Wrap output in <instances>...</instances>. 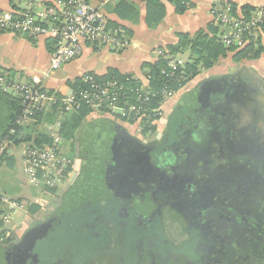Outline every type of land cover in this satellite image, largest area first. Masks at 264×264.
Masks as SVG:
<instances>
[{"label":"flooded vegetation","instance_id":"1","mask_svg":"<svg viewBox=\"0 0 264 264\" xmlns=\"http://www.w3.org/2000/svg\"><path fill=\"white\" fill-rule=\"evenodd\" d=\"M165 109L152 132L90 127L60 204L35 225L50 224L46 243L29 261L0 250V264H264V81L212 77Z\"/></svg>","mask_w":264,"mask_h":264},{"label":"built area","instance_id":"2","mask_svg":"<svg viewBox=\"0 0 264 264\" xmlns=\"http://www.w3.org/2000/svg\"><path fill=\"white\" fill-rule=\"evenodd\" d=\"M189 1L185 0L188 5ZM25 5L23 10L0 12V31L30 40L43 39L51 42L53 49L50 68L44 76L36 75L26 82H19L0 72V90L13 93L22 107V114L16 121L18 127L35 124L38 114L60 104L61 119L86 107L92 114L137 124L141 130L152 132L157 128L164 117L165 108L177 92L170 88L162 92L150 91V77L135 80L127 76L123 82L116 78L99 79L88 73L82 78L85 88L70 90L61 98H57L56 94L50 95L44 87V81L53 72L80 59L88 48L113 51L129 48L130 38L122 29L110 28L109 19L101 7L95 5L93 0H26ZM211 17L224 47L240 51L252 42L264 44V6L246 13L228 0H213ZM157 55L169 61V71H163L168 78L174 79L179 69L184 67L166 55V51L159 50ZM131 81L140 82V86L129 87ZM158 98H161L160 105L153 107V101ZM61 125L58 123L49 128L52 138L50 145L40 148L30 146L25 150V174L29 185L42 183L55 191L63 188L70 178L74 162L62 151ZM11 134H15L14 129ZM5 148L6 143L0 144V154ZM0 203L18 208L16 202L8 201L1 192ZM9 224L6 211L0 209V229Z\"/></svg>","mask_w":264,"mask_h":264},{"label":"crops","instance_id":"3","mask_svg":"<svg viewBox=\"0 0 264 264\" xmlns=\"http://www.w3.org/2000/svg\"><path fill=\"white\" fill-rule=\"evenodd\" d=\"M160 1L166 8V16L159 26L151 27L147 22L148 7L146 2L141 0H93L95 5L102 8L111 23L119 25L121 28L124 27L128 31L129 35L123 30L130 38L129 48L123 51L88 48L80 59L60 69L56 77L50 78L49 76L44 81L45 89L56 92V94H65L70 91L67 86L69 82L82 79L88 73L104 77L110 70H114L120 75L144 78L147 71L145 66L153 65L158 61L157 52L159 50L176 45L178 34L195 36L200 31L209 33V26L213 24L210 16L213 0H190V9L182 15L176 13L175 6L169 0ZM228 1L240 8L264 5V0ZM25 4L26 0H0V12L10 9L23 10ZM52 49L51 42L43 39L30 40L0 31V72L19 82H26L36 75L44 76L50 68ZM256 63L257 76L264 81V53L254 61V65ZM194 83L198 82L192 81L190 85H195ZM190 85L178 93L175 97L177 100L174 99V102L172 100L167 108L174 106L178 102L179 96ZM17 103V98L13 93L0 90V143L11 125L13 116L18 111ZM48 112L46 115L49 114ZM108 118L110 117L106 115L91 114L84 122L86 125ZM49 121V117H45L36 129L51 137L49 128L61 123L60 135L62 137L64 120L58 117L54 122ZM4 143H6L4 151L6 153L0 159V192L8 201L18 204L16 213L23 214L24 217H21L20 222L12 221L6 228L0 229V236L16 242L22 238L26 230L47 218V215L51 213V203L49 204L48 201L53 202V198H58L61 195L58 196L51 192L50 198L42 197L27 183L24 153L28 147L34 145V142H21L15 145L10 142ZM76 163L79 165L80 161L77 160ZM76 167L79 168V166ZM73 180L74 177L70 183ZM2 208L8 212L13 209L10 205L0 203V209Z\"/></svg>","mask_w":264,"mask_h":264},{"label":"trees","instance_id":"4","mask_svg":"<svg viewBox=\"0 0 264 264\" xmlns=\"http://www.w3.org/2000/svg\"><path fill=\"white\" fill-rule=\"evenodd\" d=\"M147 3L148 7V15L147 22L151 27L159 26L166 16V8L161 3L160 0H141ZM176 8V13L179 15L184 14L190 9V6L185 2V0H169ZM236 8L238 6L234 5ZM255 7L252 6H244L241 8L243 12L249 13L254 10ZM109 26L112 29H122L125 30L127 35H129L128 31L119 25H115L109 21ZM217 28H215L214 24L209 26V33L205 31L198 32L195 36H191L189 34H178V43L174 46H170L164 48L166 50V55L177 58L178 55L186 54L190 51L192 58L189 63L183 67V69H179V72L175 74L174 79L168 78L163 74V71H169L168 63L169 61L164 58H159L158 61L153 65H146L145 68L147 71L145 72V77L151 78L150 83V91L162 92L165 88H170L175 92L181 91L183 88L187 86L189 82L194 80L200 74L201 65L203 68L210 69L214 66L216 62H218L221 58H226L228 53L235 54L234 60L235 62H240L246 59L257 60L264 53V44L262 43H251L246 48L237 51L234 49H228L224 47L218 38ZM144 68V69H145ZM127 76H122L118 72L114 70H110L109 73L104 77H98L103 80H111L118 79L125 82V78ZM129 77V76H128ZM130 78V77H129ZM67 86L70 90H77L85 85L82 82V79H76L72 82H69ZM140 86V82L131 81L129 87L138 88ZM50 95L56 94L51 90H47ZM57 98H61L62 94H56ZM134 97V95H133ZM155 100V99H154ZM18 108L17 113L13 116L11 125L9 126L7 133L2 138V143H12L18 144L21 142H34L33 146L42 147L47 146L52 143V138L47 134H42L40 130H37V126L40 125L45 117H49V122H54L59 117V109L61 108L60 104L56 106H52L47 112L38 114L36 123L30 125L25 128H20L16 125V121L18 117L22 114V107L20 102L17 100ZM161 98L153 101V107H158L160 105ZM92 114L88 108L83 107L81 110L77 112H73L65 116L63 121L62 135L64 130H69L68 138H72L75 135V132L79 129V127L84 123V121ZM50 115V116H49ZM15 130V134H11V130ZM6 152L0 154V159L2 155ZM45 227H50V224L44 223L26 230L21 239L17 240V242H12L11 239H4L3 242L0 241V250L9 252L10 257L15 261L17 255L20 256L23 252L26 253L25 259L33 253V248L36 246V241H41V243H46V237H40L41 230ZM40 237V238H38ZM3 236H0V239ZM49 238V237H48ZM24 254V253H23ZM9 257V258H10ZM24 259V260H25ZM12 260V261H13ZM11 261V262H12ZM29 261V260H28ZM14 264V263H13Z\"/></svg>","mask_w":264,"mask_h":264},{"label":"rangeland","instance_id":"5","mask_svg":"<svg viewBox=\"0 0 264 264\" xmlns=\"http://www.w3.org/2000/svg\"><path fill=\"white\" fill-rule=\"evenodd\" d=\"M264 6V5H262ZM261 7V6H259ZM211 8H212V4H211ZM210 16H211V9H210ZM212 18V17H211ZM214 24V23H213ZM218 30V29H217ZM162 51H166L164 48H162ZM188 55V57H187ZM191 53L190 51L187 52L186 54H183V55H178L177 58H174V57H171V58H174L176 59L178 62H180V64L182 66H186L189 61L192 59L190 57ZM234 56L235 54L233 53H228L226 58H221L218 62H216L214 64V66L210 69H205L203 68V65H201V67H199L200 69V74L199 76H197L194 80H192L193 82H202L206 79H209V78H214V77H221L223 76L224 74H228V75H235L237 72H248L249 74H254L257 76V63L254 65V61L256 60H253V59H246V60H242L240 62H235L234 60ZM188 58V59H187ZM188 60V61H187ZM222 66V67H221ZM215 67V68H214ZM256 67V68H255ZM217 68V69H216ZM214 69V70H213ZM59 71V70H58ZM58 71H55L53 72L51 75H50V78L52 77H56L59 73ZM122 76H127V75H122ZM131 79H135V80H143L144 78H141V79H138L136 77H133V76H129ZM191 81V82H192ZM189 82L187 84L190 85ZM193 84V83H192ZM195 84V83H194ZM193 85H190V88H192ZM183 94V93H182ZM97 114V113H96ZM100 115V114H98ZM166 118V117H164ZM115 118H108L106 120H101V121H98V122H91V123H87L85 125V122L79 127V129L75 132V135L72 136V138H68V131L69 130H64L63 132V135H62V139H64V143L62 145V151L63 153L66 155V156H69V158H71L75 164V162L78 160V161H82V159L85 158L86 156V153L84 154V144L87 140L86 136H87V130H91L90 127H92L93 129L94 128H98L100 129L102 127L101 123L99 122H110V124H118L115 120ZM163 131V128L161 129L160 133ZM153 138V137H152ZM144 139H146L144 137ZM87 143V142H86ZM91 146V145H90ZM78 166V165H77ZM74 172L72 171V174ZM71 174V175H72ZM69 182V179L67 181V183L65 184V186L63 188H59L57 190H53V189H50L46 186H44V184L40 183L39 185H31V188H33V190H35L38 195L42 196V197H45V198H50L51 197V192H53L54 194H58V196H62V193L64 192V188L66 187V185L68 184ZM68 192V191H67ZM57 196V197H58ZM58 197V198H53L52 201H48L49 204L50 203H55L56 204H60V201L62 199V197ZM5 207V206H3ZM8 209V208H7ZM3 211V208L1 209ZM5 210V209H4ZM12 211H9L8 210H5L6 211V214L8 215L9 219H10V222L12 223V221L14 223H17V222H20L21 221V217H24L23 214H20V213H16V211L18 212L17 208H13L11 209ZM16 213V214H15ZM15 214V215H14ZM2 237V236H1ZM5 238H1L0 241L3 242ZM17 242V240H16ZM15 243V242H14Z\"/></svg>","mask_w":264,"mask_h":264},{"label":"water","instance_id":"6","mask_svg":"<svg viewBox=\"0 0 264 264\" xmlns=\"http://www.w3.org/2000/svg\"><path fill=\"white\" fill-rule=\"evenodd\" d=\"M76 173L74 174V177H75Z\"/></svg>","mask_w":264,"mask_h":264}]
</instances>
